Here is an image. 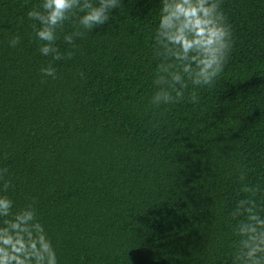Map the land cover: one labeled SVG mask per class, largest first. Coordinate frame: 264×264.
I'll return each mask as SVG.
<instances>
[{
	"label": "trees",
	"instance_id": "16d2710c",
	"mask_svg": "<svg viewBox=\"0 0 264 264\" xmlns=\"http://www.w3.org/2000/svg\"><path fill=\"white\" fill-rule=\"evenodd\" d=\"M39 2L0 0V168L16 207L35 205L60 264H233L237 201L264 214V191L243 190L264 189V0H223L235 41L224 72L159 107L160 0H121L75 49L65 23L60 61L32 38ZM50 62L55 79L40 72Z\"/></svg>",
	"mask_w": 264,
	"mask_h": 264
},
{
	"label": "clouds",
	"instance_id": "9594fccd",
	"mask_svg": "<svg viewBox=\"0 0 264 264\" xmlns=\"http://www.w3.org/2000/svg\"><path fill=\"white\" fill-rule=\"evenodd\" d=\"M121 4V0H40L26 11L39 54L51 61L70 58L71 50L61 52L56 45L65 23L73 22V31L63 38L75 49L77 38L108 22L111 10ZM9 32L8 45L16 47L21 37ZM152 39L158 61L150 98L154 107L182 102L190 86L211 87L224 72L235 42L223 0H160ZM40 72L45 79H55L57 70L50 62ZM187 99L199 101L195 91ZM7 171L0 168V264H60L35 205L17 208L7 194L12 186ZM243 190L252 195L264 191L259 185ZM257 207L256 200L249 197L237 201L232 215L242 218L232 226L233 264H264V214Z\"/></svg>",
	"mask_w": 264,
	"mask_h": 264
}]
</instances>
